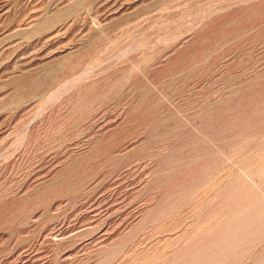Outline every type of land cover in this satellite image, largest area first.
Returning <instances> with one entry per match:
<instances>
[{"label":"rangeland","instance_id":"1","mask_svg":"<svg viewBox=\"0 0 264 264\" xmlns=\"http://www.w3.org/2000/svg\"><path fill=\"white\" fill-rule=\"evenodd\" d=\"M0 264H264V0H0Z\"/></svg>","mask_w":264,"mask_h":264}]
</instances>
